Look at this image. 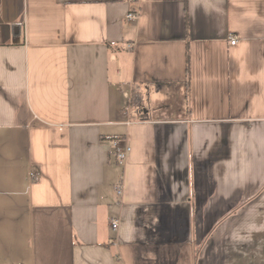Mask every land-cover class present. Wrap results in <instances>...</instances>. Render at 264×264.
I'll return each instance as SVG.
<instances>
[{"label": "crops", "instance_id": "1", "mask_svg": "<svg viewBox=\"0 0 264 264\" xmlns=\"http://www.w3.org/2000/svg\"><path fill=\"white\" fill-rule=\"evenodd\" d=\"M0 264H264V0H0Z\"/></svg>", "mask_w": 264, "mask_h": 264}, {"label": "rangeland", "instance_id": "2", "mask_svg": "<svg viewBox=\"0 0 264 264\" xmlns=\"http://www.w3.org/2000/svg\"><path fill=\"white\" fill-rule=\"evenodd\" d=\"M162 88V86H161ZM167 88V87H166ZM163 89L161 92L163 94H168L169 92V95L171 96L170 98H173L175 99L176 98V89L174 86H169V89ZM184 90H183V95L185 94V85H184ZM142 97L140 98L141 101L140 103L138 102V97H134V95L130 98V100L127 102L124 110H123V113L125 115H128L129 117H132V113L136 112L138 113V115H143L144 114V111H146V113L148 114V116H152L153 113L152 111L154 110L155 108V105L163 100V98L160 96V95H157L155 90L154 92L152 91H144L142 92Z\"/></svg>", "mask_w": 264, "mask_h": 264}, {"label": "built area", "instance_id": "3", "mask_svg": "<svg viewBox=\"0 0 264 264\" xmlns=\"http://www.w3.org/2000/svg\"><path fill=\"white\" fill-rule=\"evenodd\" d=\"M138 14L136 13H129L126 15V20L128 21H136ZM236 38L230 37V45H235L236 44ZM124 50L128 51L131 50V46L130 45H126L124 47ZM130 121L127 120L125 125H129ZM110 153L113 156V158H115L116 162L118 163V165H123L127 159H128V155L130 153V147L129 144L125 142L124 139L122 138H116V139H112L110 142ZM31 175V179H35L36 175L33 173H30ZM120 188H117V192L119 193ZM118 224L117 221H114L111 223L110 227L112 230L115 231V229L117 228Z\"/></svg>", "mask_w": 264, "mask_h": 264}, {"label": "trees", "instance_id": "4", "mask_svg": "<svg viewBox=\"0 0 264 264\" xmlns=\"http://www.w3.org/2000/svg\"><path fill=\"white\" fill-rule=\"evenodd\" d=\"M134 1L136 2L137 0H134ZM188 59H189L188 58V54L186 53V63H185L186 78H185L184 83H185V86H186L187 90L189 89V83H188V81H189V68H188V62H189V60Z\"/></svg>", "mask_w": 264, "mask_h": 264}]
</instances>
